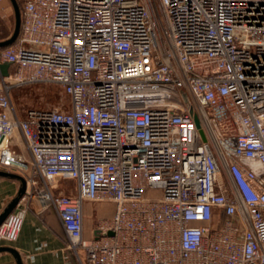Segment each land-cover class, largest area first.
Listing matches in <instances>:
<instances>
[{
	"label": "built area",
	"instance_id": "built-area-1",
	"mask_svg": "<svg viewBox=\"0 0 264 264\" xmlns=\"http://www.w3.org/2000/svg\"><path fill=\"white\" fill-rule=\"evenodd\" d=\"M16 1L0 122L79 263L264 264V0ZM9 81L56 84L69 109L21 118ZM85 202L114 205L88 240Z\"/></svg>",
	"mask_w": 264,
	"mask_h": 264
},
{
	"label": "crops",
	"instance_id": "crops-1",
	"mask_svg": "<svg viewBox=\"0 0 264 264\" xmlns=\"http://www.w3.org/2000/svg\"><path fill=\"white\" fill-rule=\"evenodd\" d=\"M7 1L9 0H0V16L3 12L5 18L10 15L6 7ZM12 12L14 17L13 8ZM6 39L7 37H3L0 41ZM12 71L13 66L9 65L8 76ZM0 159L3 162L0 170L17 174L23 178L29 173L28 152L22 143L20 134L16 129L11 128L9 122H0ZM20 187L19 180L0 176V214L18 196ZM18 209L23 211L22 226L14 242L0 245V264H18L15 254L6 248L13 249L19 255L21 264H80L73 251L67 248V237L51 208L44 209L35 199L22 196L10 212ZM94 211L100 212L102 217H107L112 215L113 206L83 204V214L86 217L83 222V238L86 240L93 236L94 225L92 226L91 221L87 219Z\"/></svg>",
	"mask_w": 264,
	"mask_h": 264
},
{
	"label": "rangeland",
	"instance_id": "rangeland-1",
	"mask_svg": "<svg viewBox=\"0 0 264 264\" xmlns=\"http://www.w3.org/2000/svg\"><path fill=\"white\" fill-rule=\"evenodd\" d=\"M6 7L9 9L8 18H5L3 12L0 16V38L11 36L14 29V17L10 2L7 1ZM12 86H11V85ZM11 86L9 95L19 117L24 116V112L29 109L44 110L52 109L57 111H67L69 109V101L60 86L50 83H31L21 86H14L10 81L7 83ZM101 216L96 213V217ZM96 218H91L92 226Z\"/></svg>",
	"mask_w": 264,
	"mask_h": 264
},
{
	"label": "water",
	"instance_id": "water-1",
	"mask_svg": "<svg viewBox=\"0 0 264 264\" xmlns=\"http://www.w3.org/2000/svg\"><path fill=\"white\" fill-rule=\"evenodd\" d=\"M13 11H14V29L13 32L11 34V36L3 41H0V48H4L7 47L11 44H13L15 42V40L18 37L19 34V29H20V9H19V5L17 3L16 0H9ZM10 64L8 63H1L0 64V76L1 77H6L8 76L7 74V69L9 67ZM183 99L186 102V104H188V100L186 98L185 95H183ZM189 111L191 112V108H189ZM195 124L197 126V128H199V124L197 119L195 118ZM200 134L202 135V132L200 131ZM203 138V137H202ZM0 176L1 177H8V178H14L20 181L21 187L20 190L18 192V196L13 200V202L0 214V222L4 219V217L13 209V207L17 204V202L20 200V198H22V196L25 193V189H26V183H25V179L17 174L11 173V172H7L4 170H0ZM109 235H112L111 233H109ZM7 250L13 252L16 256L17 259V263L21 264V260L19 255L13 250V249H8Z\"/></svg>",
	"mask_w": 264,
	"mask_h": 264
},
{
	"label": "trees",
	"instance_id": "trees-1",
	"mask_svg": "<svg viewBox=\"0 0 264 264\" xmlns=\"http://www.w3.org/2000/svg\"><path fill=\"white\" fill-rule=\"evenodd\" d=\"M85 203H89V202H85ZM84 203V204H85ZM91 204V203H90ZM100 205H103V206H109V205H111V206H113V213H112V215H110V216H107V217H102V215H101V213L100 212H95L94 211V213H92L91 215H90V217L87 219V220H91V218H96V219H107V218H111L112 216H113V214H114V205L113 204H111V203H100ZM96 213H99L101 216H99V217H96ZM86 220V217L84 216V214H83V222Z\"/></svg>",
	"mask_w": 264,
	"mask_h": 264
}]
</instances>
